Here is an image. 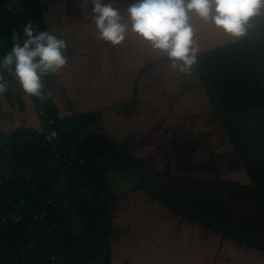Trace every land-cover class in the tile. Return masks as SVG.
<instances>
[{"label":"crops","instance_id":"1","mask_svg":"<svg viewBox=\"0 0 264 264\" xmlns=\"http://www.w3.org/2000/svg\"><path fill=\"white\" fill-rule=\"evenodd\" d=\"M39 1L47 30L68 43V63L54 75V85L46 95L60 118L76 113L83 117L77 140L81 171L88 182H96V186L87 184L96 233L93 241L84 239L74 222L54 148L43 140L33 141L24 167L36 171L45 189L55 195L58 230L72 236V263L227 264L230 259L224 257L234 250L236 257L245 253L243 264H264L263 252L237 249L233 241L212 228L180 216L147 186L121 178L124 174L130 177L127 167L131 164L115 159L116 152L154 171L198 177L209 180V185L214 179L233 181L223 197L227 202L219 203V228L264 247V196L255 192V182L251 191L243 189L244 184H251L248 179L252 176L238 157L195 65L190 72H180L166 54L132 33L121 45L101 41L92 23L91 0ZM114 2L123 11L128 0ZM190 22L202 71L222 109L236 113L232 125L242 129L238 134L242 132L250 145L252 171L264 192V72L260 74L253 54L256 45L264 44V19L255 17L241 37L206 25L195 16ZM260 66L264 69V60ZM20 90V103L14 100L11 104L0 96V130L40 132L38 97ZM249 105L253 106L246 107ZM90 114L94 119L87 120ZM256 141L260 148L251 145ZM108 153L113 159H107V164H84ZM16 158L9 155L4 164L20 177L23 163L18 171L14 169ZM242 178L250 183L240 181ZM26 248L24 254L32 259L31 248Z\"/></svg>","mask_w":264,"mask_h":264},{"label":"clouds","instance_id":"2","mask_svg":"<svg viewBox=\"0 0 264 264\" xmlns=\"http://www.w3.org/2000/svg\"><path fill=\"white\" fill-rule=\"evenodd\" d=\"M91 5L93 27L101 41L117 46L129 33L135 34L166 54L171 66L183 73L190 72L197 61L198 48L190 22L193 16L241 37L251 27L252 18L264 15V0H128L123 11L114 0H91ZM67 48V41L53 31L40 30L32 21L26 22L22 32L13 33L9 50L0 54V94L8 91L4 77L8 73L25 94L40 97L46 78L67 65Z\"/></svg>","mask_w":264,"mask_h":264},{"label":"built area","instance_id":"3","mask_svg":"<svg viewBox=\"0 0 264 264\" xmlns=\"http://www.w3.org/2000/svg\"><path fill=\"white\" fill-rule=\"evenodd\" d=\"M11 1L15 4L14 10L9 9V12L0 16V49L6 42L1 32L8 30L7 23L11 17L15 16L18 23L16 32H22V26L28 21H32L38 28L36 19L42 11V6L37 0ZM5 74L11 77L10 74ZM51 103L49 98L43 97H38L35 101L45 138L57 151L59 173L66 184L65 194L72 205L74 222L80 226L83 238L88 240L89 236L93 241L96 235L89 228L93 205L86 190L87 178L78 166L82 161H78V155L73 149L69 152L61 144L64 132L73 126L59 122L56 115L50 113L48 104ZM19 140H22L21 136L15 133L0 131V264L26 262L25 255L19 250V244H22V248L30 247L33 258L39 259L40 264H73L68 249L71 245L70 233H57L55 221L50 219L51 212L57 210L55 195L45 189L36 171L24 167V160L27 157L23 156L22 159L23 165L20 168L22 178H15L5 167L6 158ZM27 189L31 191L27 192ZM19 233L22 237L16 236ZM1 234L8 236L9 239L5 241ZM5 243L7 248L4 246ZM4 254L8 256L4 257ZM91 264L97 262L93 261Z\"/></svg>","mask_w":264,"mask_h":264},{"label":"flooded vegetation","instance_id":"4","mask_svg":"<svg viewBox=\"0 0 264 264\" xmlns=\"http://www.w3.org/2000/svg\"><path fill=\"white\" fill-rule=\"evenodd\" d=\"M253 51H254L253 54L256 55V59L258 61L257 66H258V64L261 65L263 60H264V57H263L264 46L262 44L256 45V49H253ZM210 97L213 100V96L210 95ZM219 103H220V101H219ZM220 106L222 107L223 105L220 103ZM233 113L235 116L236 113L234 111L225 110L224 115H220V113L218 111L221 122L224 124L225 121H227L230 124L231 128H233V133H234L235 138H236L235 143L238 146L237 147L235 144V146H236L235 148L237 149L238 152L240 150L241 153L240 152L239 153H240V156L243 159L245 165L247 162H249V168H248V166H246V167L248 169V173L250 174V173H252V164H251V161L249 159V152H247V150H249L250 145H249V143L247 145V141H245V139H244L245 136L242 132L240 134H238L239 133L238 130H242V129H240V128L237 130L234 129L232 122H231L232 120H230L231 115H233ZM237 113H239V112H237ZM86 119L87 120L94 119V116L90 114L89 116L86 117ZM238 152H237V155H238ZM244 155H246V157H245L246 159L244 158ZM114 157H115V159L118 158L119 160H122L126 164L133 162V165H128V167H127L128 168L127 171L131 172L130 177H127L128 175L126 176V174L121 176V178L124 180V182H128L129 184H135V182H137L138 184L145 185L150 189V191L153 192V195H155L160 200L167 203L171 208H174V210L180 216L187 217L189 220L196 221V222L201 223L202 225H204L208 228H212L214 230L216 228H219L218 227L219 224H218V222H216L217 212L219 209V203L226 201L225 198H223V197L225 196L227 185L231 186V184L232 183L234 184L235 182H233V181H230V182L224 181L223 182L222 181L223 183H219L217 180L214 179V181H212V183H210V185H209L208 184L210 182L209 180L204 181L198 177H179V176L167 174L164 172L154 171L145 165L143 166V163H141L139 161H136V160L129 161L128 158L125 156V154H122V153L116 152V153H114ZM106 158L107 159H113V156L110 153H108L106 156L102 155L101 157H97V156H95L94 158L91 157L90 159H88L87 163H90V164L100 163L99 160H101V159L104 160ZM247 165H248V163H247ZM133 169H135V170L138 169V170L136 172V171H133ZM128 172H127V174H128ZM132 172H136L137 175L132 176L133 174H135ZM252 177L249 179L251 184H249V185L244 184L243 186L242 185L241 186L248 188V189H254V186H253L254 180ZM117 180H118V178H114V181L117 182ZM138 180H140V181H138ZM157 180H159L160 182H156ZM89 183L90 182H88V185H89ZM213 184H214V186H217V185L218 186L216 188H214ZM236 185H239V184H236ZM222 236L226 237V235H224V234H222ZM243 240H246V239H243ZM233 241L237 245L243 244V242L240 240L239 237H236V239H233ZM248 241H250V242H247L249 244V245L247 244L248 248L250 247V245H253V246L258 245L260 247H263L260 244L255 243L251 240H248ZM251 242H253V243H251ZM263 249H264V247H263Z\"/></svg>","mask_w":264,"mask_h":264},{"label":"trees","instance_id":"5","mask_svg":"<svg viewBox=\"0 0 264 264\" xmlns=\"http://www.w3.org/2000/svg\"><path fill=\"white\" fill-rule=\"evenodd\" d=\"M38 1V0H37ZM14 1H11V0H0V16L3 15L4 13L6 12H9V9L12 11L14 10ZM42 8V7H41ZM42 12V11H41ZM40 12V14H41ZM38 15L37 16V23H38V29L40 30H47L46 26H45V23H44V20L42 18V15ZM258 18H263L264 19V15H260L258 16ZM15 16L11 17V19H9L10 21L7 23L8 25V30L7 31H2L1 32V35L3 36V39L4 42L1 46H2V49H0V53H4L6 51L9 50V48L11 47V43H12V39H13V33L16 32L18 30V23L16 22L15 20ZM254 18H252V20H254ZM251 20V21H252ZM264 45V44H263ZM167 57V56H166ZM197 59H199V63H200V58H198L197 56ZM4 77L5 79L8 81V84H9V87H8V91L5 92L4 94H0V96H3L5 97V99L10 102L11 104H13L14 100L18 103L21 102V90H20V86L19 84L17 83V81L15 80V78L13 76L11 77H8L6 74H4ZM54 75H51L49 77L46 78L45 80V88L43 89L42 91V95L40 97H43V98H49L47 95H46V91H48L49 88L53 87L54 85ZM0 111L2 110L3 106H2V97H0ZM37 99V98H36ZM51 100V99H50ZM36 101V100H35ZM52 101V100H51ZM48 109L50 111L51 114H55L57 119L59 120V122L61 123H68V124H71L73 126L72 129L64 132L63 134V137H62V147L65 149H67L69 152L71 149H73L75 151V153L78 155V161L79 160H82V156L79 155V151H78V140H77V137L79 136L78 134V127H79V124L83 121L82 120V114L81 113H76V116L75 117H71V118H60L57 114V110H56V107L54 105V102L52 101L51 104H48ZM36 110H37V106H36ZM38 113V111H37ZM39 115V114H38ZM233 115H231V119L233 121ZM39 123H40V132H36L35 130H32V129H28V128H22V129H19V130H15L13 131L12 133H15L16 135H19L21 136L22 140H19L15 145H14V148L11 149L10 151V155H15L21 162H22V159H23V156H25V163L27 161V159L29 158L30 156V153H31V149L30 147L32 148V145L35 141H38V140H43L47 143H49V145H51L53 147V145L50 143V141H48L46 138H45V134H44V127L42 126L41 124V117L39 116ZM1 131V130H0ZM5 133V132H3ZM26 138H31V140H27ZM34 141V142H33ZM54 148V147H53ZM55 150V148H54ZM55 153H56V156H57V151L55 150ZM78 166L81 167V164H79ZM81 169V168H80ZM14 176V175H13ZM20 177H15V178H22L21 176L22 175H19ZM56 205V204H55ZM55 210H53L51 212V220L53 221H56L55 224L57 225V233L59 234H66V232H62L60 230H58V217L56 215V213L54 212ZM53 221V222H54ZM89 228H90V231L94 232L93 229H94V224L92 223V219L89 220ZM95 233V232H94ZM96 235V233H95ZM2 237H4L5 241H7L9 239L8 236H5L4 234H1ZM17 237H22L21 234L19 233V235H16ZM70 237L72 238V236L70 235ZM91 238H89L88 236V241L90 240ZM9 243V241H8ZM6 248H7V243H5L4 245ZM70 246V247H69ZM68 246V249L71 253V259H72V246L69 245ZM5 247H2V248H5ZM22 244H19V250L21 252H23V255L26 256L25 261H23V264H40V260L39 259H35V258H32L30 257L29 255V258L27 257L26 254H24V248H22ZM27 248H25V251H26ZM8 254H4V257H7ZM39 262V263H38Z\"/></svg>","mask_w":264,"mask_h":264},{"label":"water","instance_id":"6","mask_svg":"<svg viewBox=\"0 0 264 264\" xmlns=\"http://www.w3.org/2000/svg\"><path fill=\"white\" fill-rule=\"evenodd\" d=\"M195 67H196V69H197V71H198V73H199V75H200V77H201V79H202V82H203V85L206 87V89H207V91L209 92V94L211 95V96H213V100H212V102H214L213 103V105L215 106V108H217L216 110H218L219 111V113H220V115H224V110L222 109V107L220 106V103H219V101H218V99H217V97H216V95H215V93H214V91H213V88H212V86L210 85V83H209V81H208V79H207V77L204 75V73H203V71H202V68H201V66H200V63H199V61H198V59H197V61H196V64H195ZM217 111V112H218ZM223 126H224V128H225V130H226V133L228 134V136H229V138L231 139V141L233 142V144L236 142V138H235V135H234V133H233V128H231V126H230V124L227 122V121H225V123L223 124ZM236 144V143H235ZM236 146H237V144H236ZM238 147V146H237ZM51 152L53 153V151H52V148H51ZM238 152V151H237ZM239 152H240V150H239ZM238 152V157L240 158V160L243 162V164H244V166H245V168L247 169V167L246 166H248V168H249V162H247L248 163V165H247V163H246V165H245V163H244V161H243V159L241 158V156H240V153ZM55 153V152H54ZM246 157V155H244V158ZM246 159V158H245ZM244 159V160H245ZM106 160H107V158L106 159H104L103 160V162H100L101 164H107V163H105L106 162ZM15 163H16V167L14 168V169H16L17 171L19 170V168H20V166L22 165V162L18 159V158H16V160L14 161ZM88 162V160L84 163V164H87V165H93V164H90V163H87ZM99 163V164H100ZM129 164H131V165H133V162H130ZM10 171V170H9ZM133 171H136L137 172V169L135 170V169H133ZM247 171H248V169H247ZM121 172V171H120ZM167 172V171H166ZM251 172V171H250ZM169 173V172H168ZM250 174H252L251 176H253V180H254V182L256 183V191L255 192H258V193H260V194H262L263 196H264V192H263V188L259 185V183H258V180H257V178H255V175H254V173H253V171H252V173H250ZM93 184H95V186H96V182L95 181H92L91 183H90V185L91 186H93ZM243 189L244 190H247V191H251L252 189H248V188H245V187H243ZM263 201H264V199H263ZM163 203H165L164 201H163ZM165 204H167V203H165ZM168 205V204H167ZM174 210V209H173ZM216 222H217V219H216ZM199 224H201V223H199ZM219 227V226H218ZM214 230V229H213ZM215 231L217 232V233H219V234H224V235H226V239L228 240V241H230V242H232L233 241V239H236V235H234V234H231V233H229V232H227V231H225V230H223V229H221V228H216L215 229ZM227 232V233H226ZM240 240L243 242V244H241V245H237L236 244V246H237V249H238V247H240V248H248L247 246L249 245L247 242H250V241H248V240H243V239H241L240 238ZM240 241V242H241ZM246 241V242H245ZM234 242V241H233ZM232 242V243H233ZM251 243H253V242H251ZM234 244V243H233ZM248 244V245H247ZM249 248H251V250H258V251H260V252H263L264 253V249H263V247H260V246H258V245H255V246H253V245H250V247ZM229 254H231L230 252H229ZM227 258H229L230 259V262L229 263H227V264H243V260L240 258V257H236V255H227L226 257H224V259H227ZM218 264H225V263H218ZM249 264H252V263H249Z\"/></svg>","mask_w":264,"mask_h":264},{"label":"rangeland","instance_id":"7","mask_svg":"<svg viewBox=\"0 0 264 264\" xmlns=\"http://www.w3.org/2000/svg\"><path fill=\"white\" fill-rule=\"evenodd\" d=\"M258 38H261V36L260 37H258ZM264 46V45H263ZM263 57H264V55H263ZM259 70H260V74H262L263 72H264V69L263 68H261V66L259 65ZM219 99H222V96H219ZM253 105H249V106H246V107H252ZM256 129H259V128H254L253 130L254 131H256ZM259 133H261L260 131H259ZM254 135V133L251 135V136H249V139L251 138L252 139V136ZM248 137V136H247ZM258 141H256V143H252L251 145H255L257 148H260V145L257 143ZM261 157H262V154H261ZM235 179H237V178H235ZM249 180V179H248ZM247 180V178H242L240 181H243V182H247L248 184L250 183L249 181ZM86 190H87V188H86ZM31 190L30 189H27V192H30ZM231 254L232 255H234L235 254V251L233 250L232 252H231ZM242 260H243V262L245 261V259H244V256H245V253H243L242 254Z\"/></svg>","mask_w":264,"mask_h":264},{"label":"bare ground","instance_id":"8","mask_svg":"<svg viewBox=\"0 0 264 264\" xmlns=\"http://www.w3.org/2000/svg\"><path fill=\"white\" fill-rule=\"evenodd\" d=\"M1 6V5H0Z\"/></svg>","mask_w":264,"mask_h":264}]
</instances>
